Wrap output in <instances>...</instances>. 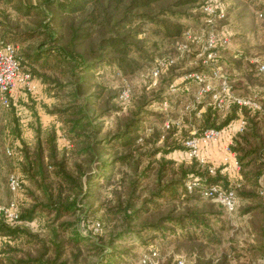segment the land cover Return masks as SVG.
Listing matches in <instances>:
<instances>
[{
    "label": "rangeland",
    "instance_id": "1",
    "mask_svg": "<svg viewBox=\"0 0 264 264\" xmlns=\"http://www.w3.org/2000/svg\"><path fill=\"white\" fill-rule=\"evenodd\" d=\"M217 1L224 5L226 17L217 22L216 28L218 30L227 29L232 36L226 46L216 50L214 58H209V51L204 50L210 27L202 17L196 15L190 21L187 20L190 27L188 31L192 38L186 36L178 44L162 42L161 48H157L155 51L150 50L154 51L155 58L150 59L148 65L136 73L125 74L110 65L99 66L95 70L94 80L105 85L104 96L102 99H96L93 96L95 90H91L81 100L86 101L89 98L95 101L89 105L88 109L91 122L101 126V133L95 134L97 139L112 137L129 119L136 117L137 109L145 104L144 108L147 111L143 112L145 122L142 125V139L139 140V143H145L146 139L151 138L152 133L158 131L161 134V139L151 138L149 141L153 142L149 143V147H162L164 136L174 128L176 131V133L173 131L174 137L184 142V149L169 153L167 158L177 164L187 163L189 165L195 158L192 159L189 156L185 142L195 137L202 138L204 135L207 129L200 130L199 128L203 114L209 107L215 106L220 114L219 121H221L231 109V105L235 104V98L251 99L258 104L257 108H248L258 111L261 119V131L264 134V78L259 75L257 68L259 63H264V0ZM48 10L54 14L57 8L56 6L50 7L47 0H0V41L7 40L12 35L30 34L32 36L24 43H15L19 52L20 50L32 52L37 48L55 49V46H60L63 42H55L52 39V32L63 34L67 38V27L70 23L60 17L58 20L63 19V26L59 25L61 22L57 23L58 20L55 21L52 18L51 26L46 24L50 20L47 14ZM149 32L147 30L148 35L142 36H149ZM153 39L158 38L153 36L148 40L149 43ZM184 43L188 44L189 51L191 50L188 54L187 52L182 53L180 49ZM53 54H56V51ZM160 58L175 60L171 64L176 65L173 68L174 80L171 82L167 81L171 79L172 75H164L162 79L161 74L157 78L152 75V69L155 67L157 59ZM198 68L200 70H197ZM194 73L204 74L207 81L199 82L191 76ZM33 84L35 85L33 91L21 90L16 96L22 106V116L24 119H28L26 110H28V105L32 106L43 126L55 127L58 134V146L61 155L63 154L67 159L68 169L71 172L79 173L77 166L81 165L84 173L88 174L82 178L85 196L78 197L77 212L65 216L61 220L74 224L61 234L65 252L68 255L67 259L71 261V264L77 260L79 264L98 263L100 250H106L109 254L113 249L127 251L129 255L125 257L126 263L137 264L142 256L149 254L152 247L159 251V258L155 260V264H179V260L182 258L187 259V264H264V176L260 178L259 184L250 190L255 193L254 196L247 198L239 196L237 210L232 214L228 213L219 203L199 194L194 195L196 199L193 201L178 204L176 213L188 212L189 207L207 210V226L189 227L187 240L181 238L184 237L185 232L183 233L180 229L176 233L165 234L148 230L138 235L137 230L143 220L146 218L153 220L176 207L174 204H169L161 211L153 210L145 213L136 222L130 224L129 231L127 221L123 220L124 216L118 210V203H126L129 199L130 184L135 181L139 182L137 190L132 196L136 206L138 207L144 198L149 197L148 191L155 187V176L152 173L149 179L142 180V173L146 166H154L157 163L153 158L143 156V162L138 170L130 168L128 165L115 163L105 171L106 177L100 176L98 179L89 180V178L96 177L99 172V169H94L96 163L91 164L87 161L86 156L76 153L80 145L74 144L66 136L63 130L65 124L58 116L47 112L46 109V106L64 107L68 105L66 103L70 99L69 91L71 89L69 87L71 86L62 92H57L56 90L50 91L47 85L38 79L34 78ZM205 84L210 85V90H203ZM184 85L189 87V90H183ZM161 89L162 93H160ZM126 90H129L130 93L128 99L122 96L123 91ZM146 102L150 104L147 105ZM24 103L28 105H24ZM33 116L31 120H33L32 123H35ZM25 121L20 124L13 110L0 107V204H7L11 199H16L19 208L23 210L35 203L33 196H30L29 193V188L33 190L34 187L26 180L24 189L20 193L14 195L10 191L9 175L12 172H17L21 177L23 175L20 170V160L17 155L11 156L6 152V144L9 142L7 139L9 131H11V135H14L13 130L16 127L30 145L35 144L36 137L32 124ZM242 121L245 119L241 115L221 130L234 128ZM245 125L246 121L244 127ZM243 130H232V137L223 138L222 136L208 145L200 144V149L201 156L206 157L208 168H221V173L228 177L227 185H233L241 190H249L251 187H245L237 152L233 149L235 137ZM155 141L156 144H154ZM211 144L212 147L206 150V147ZM226 145H230L231 153L226 152ZM13 147L16 149L15 146ZM118 149L116 147L109 148V152L104 151L101 161H112L117 153L122 151V149ZM141 150L144 153L148 149ZM100 151L102 150L100 149ZM209 152L211 156H206V153ZM161 155L162 153L158 152L156 159H159ZM235 161L238 162V166L235 165ZM50 170L53 171V169ZM209 172L215 174L211 170ZM52 181H55L53 176ZM36 195L41 197L39 192ZM161 202L165 203L166 200H161ZM48 220L46 215L39 214L34 221L24 226L30 234L38 236L33 238L30 244L25 241L18 242L22 253L36 256L48 245L49 253L53 255L52 241L55 237L52 236ZM96 223L101 224L100 232H96L94 229ZM126 227H128L127 233L118 238L117 235L126 231ZM81 232L92 236L88 238L86 244L81 246L83 255L81 254L78 259H75L73 252L76 249L69 243V237L75 233L82 235ZM3 242H0V246ZM82 242L80 241V244ZM150 242L154 246H151ZM113 243L114 248L108 250L107 248Z\"/></svg>",
    "mask_w": 264,
    "mask_h": 264
},
{
    "label": "trees",
    "instance_id": "2",
    "mask_svg": "<svg viewBox=\"0 0 264 264\" xmlns=\"http://www.w3.org/2000/svg\"><path fill=\"white\" fill-rule=\"evenodd\" d=\"M206 1L47 0V4L50 7L56 6L57 11L53 14L48 10L47 14L50 20L46 24L51 26V18L56 21L63 17L70 23L67 27L68 37L65 38V35L51 31L52 39L55 42H63L60 46H55L57 50L56 48H37L32 52L18 51L17 58L21 69L30 73L33 79H38L47 85L50 91L62 92L71 86L69 87L71 89L69 91L70 99L66 103L68 105L64 107H59V105L46 106V109L47 112L60 118L65 124L63 130L66 136L74 144L80 145L76 153L86 156L87 161L91 164L96 163L94 169H99V172L96 177L89 178V180L98 179L100 176L106 177L105 171L109 170L115 163L128 165L135 170L140 168L143 156L153 158L154 162L157 163L154 166H146L143 169L145 172L142 173V180L149 179L152 173L155 176L154 189L147 190L149 197L144 198L141 204L136 206L132 196L136 192L139 182L135 181L130 184L129 199L126 203H118V210L124 216L123 220L127 221L129 227H126V231L119 233L118 238L126 234L127 228L128 231L131 228L130 224L136 222L145 213L153 210L161 211L169 204H174L176 207L166 214L159 215L153 220L148 218L143 220L138 227V235L148 230L165 234L176 233L180 229L183 233L185 232L184 237L181 238L187 240L189 227L207 226V210L189 207L188 212L176 213L178 204L195 200V194L209 199L204 196L203 187L211 184L221 185L227 190L233 189L238 201L239 196L243 198L252 197L255 193L250 190H253L259 184L260 178L264 176V134H262L261 119L256 110L252 111L246 106L232 104L225 118L219 121L218 109L211 106L200 120V130L223 129L234 119L241 115L244 116L246 125L244 130L235 137L233 149L237 152L245 187L250 186L251 189L241 190L233 185H227L229 179L221 173V168L215 169V174H211L208 164H202L197 159L192 158L193 160L188 165L187 163L177 164L167 158L169 153L184 149V142L174 137V132L176 133L174 128L164 136L162 147H149V143L153 142L149 141L151 138L161 139V134L158 131L152 133L151 138L146 139L145 143L140 144L141 129H143L142 125L145 122L143 112L147 111L144 108L145 104L137 109L136 117L129 119L112 137L97 139L95 134L101 133V126L91 122L88 109L89 105L95 101L89 98L86 101L81 100L91 90H95L93 96L96 99L103 98L106 90L105 85L94 80V72L99 66L110 65L125 74H134L148 65L150 59L155 58L154 51L161 48L162 42L178 44L187 36L186 34L190 29L187 24L188 19L190 21L193 16L199 15L205 22L202 6ZM57 23L63 26V19L58 20ZM147 30L150 31L149 36H142L148 35ZM31 36L30 34L12 35L11 38L0 41V47L7 43H24ZM153 36L158 39H153L149 43L148 40ZM151 49L154 51H150ZM54 51L56 54H53ZM185 52L188 54L191 50L189 51L187 48ZM175 66L171 65L162 71L161 79L164 75H172L167 82L174 80L173 68ZM186 89L189 90V87L184 85L183 90ZM162 92L161 89L160 93ZM19 102L16 97L15 100L11 101L9 107H0L13 110L19 123H25L27 120L30 125L32 124L36 142L34 145H30L16 127L13 130L14 135H11V131H9L6 152L11 156L17 155L20 160V170L23 175L21 177L22 189H24L26 180L33 185L34 189L29 188V193L30 196H33L35 203L24 210L19 208L20 217L14 223L0 219V234L6 237L0 246V264H71V261L67 259L68 255L65 252L61 234L74 224L70 221L61 220L65 216L77 212L79 208L78 197L85 196L82 178L87 172L84 173L81 165L77 166L79 173L71 172L68 169L67 159L63 154L61 155L58 146V134L55 127L43 126L34 108L26 103L24 105H28V110H26L28 119H24L21 112L22 106ZM146 104L150 103L146 102ZM106 109L108 110V108ZM103 112L105 113V111ZM31 114L35 117V123H32ZM13 146L16 147L17 152ZM116 147L122 151H119L112 161H101L104 151L109 152V148L114 149ZM9 149L12 150L11 153L8 152ZM141 149L148 150L143 153ZM158 152H161L162 155L156 159ZM192 175L199 176L203 185L189 191L187 182L192 178ZM52 176L55 178L54 182ZM37 192L40 193L41 197L36 195ZM164 199L166 202L162 203L161 200ZM166 203L168 204L165 205ZM39 214L49 218L52 236L55 237L52 241L53 255L49 253L50 247L48 245L36 256H31L30 253H22L18 247L20 241L30 244L33 238H37L38 235L30 234L24 226L34 221ZM81 234L75 233L69 237V243L76 249L73 252L75 259H78L81 254L83 255L81 246L86 244L85 242L92 236L83 232ZM80 241L83 242L80 244ZM151 246L154 245L151 244ZM110 248L111 250L114 248V243L107 249ZM118 250L113 249L109 254L106 250H103L104 252L100 250L98 263L95 264H127L125 257L129 253ZM74 264H79L78 260Z\"/></svg>",
    "mask_w": 264,
    "mask_h": 264
},
{
    "label": "built area",
    "instance_id": "3",
    "mask_svg": "<svg viewBox=\"0 0 264 264\" xmlns=\"http://www.w3.org/2000/svg\"><path fill=\"white\" fill-rule=\"evenodd\" d=\"M203 12L205 13V22L210 27L207 38L205 51L208 52L209 58L216 56V50L220 47L226 46L231 40V32L227 29L218 30L217 22L226 17V11L224 5L217 0H207L203 6ZM192 38L191 33L188 31L186 34ZM200 38V37H198ZM188 48V45L182 44L180 49L182 53ZM18 47L13 43H7L0 47V106L9 107L12 100L16 98V91L27 90L33 91L35 88L34 79L31 74L24 72L21 69L20 62L17 58ZM175 60L173 58H160L157 59L155 67L152 69L153 77L157 78L161 72L173 64ZM258 73L264 78V63H259ZM191 76L196 78L199 82H206V76L202 73H194ZM206 85V84H205ZM203 90H210V85H206ZM123 98L128 99L130 96L129 90L123 91ZM235 104L239 106H246L257 108V103L251 99L235 98ZM245 121L238 124L234 128L228 130H221L216 128L207 129L204 132L202 138H192L185 142L186 148L189 150V156L199 160L202 164L206 163V157L201 156L200 144L208 145L212 141H216L222 138L223 135L232 137V130H243ZM226 152H230V145H226ZM12 152L11 149L8 150ZM227 160V159H226ZM226 163L228 161H225ZM238 166V162H234ZM236 166V167H237ZM238 168V167H237ZM211 172H215V168H210ZM192 178L187 182L189 191H193L196 187H202L201 178L199 176H191ZM9 188L10 191L16 195L20 193L22 189V178L18 173H11L9 176ZM204 196L208 197L212 201L221 204L228 213H234L237 209L238 198L233 189H225L221 185L211 184L203 187ZM20 211L19 203L16 199H12L7 204H0V219H4L8 223H14L19 220ZM101 224L96 223L94 229L96 232H100ZM5 236L0 234V242L5 239ZM159 258V251L156 248L150 249L149 254L142 256L137 264H155V260ZM159 264V263H158ZM179 264H187V259L182 258L179 260Z\"/></svg>",
    "mask_w": 264,
    "mask_h": 264
},
{
    "label": "crops",
    "instance_id": "4",
    "mask_svg": "<svg viewBox=\"0 0 264 264\" xmlns=\"http://www.w3.org/2000/svg\"><path fill=\"white\" fill-rule=\"evenodd\" d=\"M17 94H18V92L16 91V96H17ZM226 136H227L226 134L223 135V138L226 137ZM212 144H213V143H212ZM212 144H211L210 146L206 147V150H208L209 148H211V147H212ZM206 156H211V155H210V152H209V153H206Z\"/></svg>",
    "mask_w": 264,
    "mask_h": 264
}]
</instances>
